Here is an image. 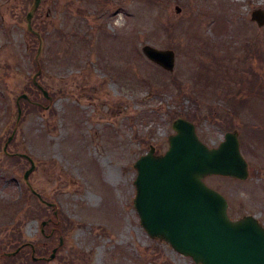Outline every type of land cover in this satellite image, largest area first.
Returning a JSON list of instances; mask_svg holds the SVG:
<instances>
[{
	"label": "rangeland",
	"instance_id": "obj_1",
	"mask_svg": "<svg viewBox=\"0 0 264 264\" xmlns=\"http://www.w3.org/2000/svg\"><path fill=\"white\" fill-rule=\"evenodd\" d=\"M32 3L0 0L1 264H196L150 237L133 206L134 162L168 148L177 117L209 147L238 131L248 178L204 181L231 218L264 224V25L251 19L264 0H40L38 55ZM145 44L172 50L173 69ZM38 69L50 98L32 82ZM16 153L33 159L29 184L53 206L31 192L30 162ZM10 240L24 244L14 262L2 255Z\"/></svg>",
	"mask_w": 264,
	"mask_h": 264
},
{
	"label": "water",
	"instance_id": "obj_2",
	"mask_svg": "<svg viewBox=\"0 0 264 264\" xmlns=\"http://www.w3.org/2000/svg\"><path fill=\"white\" fill-rule=\"evenodd\" d=\"M39 4L40 0H33L26 14L27 30L39 40L37 55L41 51L42 39L40 33L32 27V18ZM251 19L258 26H263L264 10L254 9ZM142 51L149 60L164 69H173L172 50L157 49L145 44ZM39 73L40 69L34 73L32 82L44 97L50 98L36 80ZM21 98L29 99L25 93L16 98L17 120L21 113ZM172 129L174 133L168 136V148L163 153L156 154L151 145L134 162L136 176L133 206L141 226L150 237L165 240L177 252L191 257L196 264H264V224L251 214L232 219L228 214L226 197L204 181L209 175L239 180L248 178V163L240 150L238 131L225 132L217 146L209 147L199 138L194 123L186 118L174 119ZM13 134L3 146L4 152H7ZM16 155L30 162L23 174L25 182L30 186L28 178L35 169V162L25 153ZM30 188L41 202L53 206ZM47 222H41L42 231ZM23 246L5 251L2 255L13 256ZM31 248L32 259L35 261L38 257L34 256L32 245ZM55 251L56 248L47 259L53 258Z\"/></svg>",
	"mask_w": 264,
	"mask_h": 264
},
{
	"label": "trees",
	"instance_id": "obj_3",
	"mask_svg": "<svg viewBox=\"0 0 264 264\" xmlns=\"http://www.w3.org/2000/svg\"><path fill=\"white\" fill-rule=\"evenodd\" d=\"M35 36V35H34ZM38 91V90H37ZM26 101V100H25ZM28 103H29V101H27ZM35 195V194H34ZM36 196V195H35ZM37 197V196H36ZM6 207H8V208H10L11 209V207L13 208L14 206H15V203H13V202H11V201H6ZM10 244H12V247L15 249V248H17L18 246H20V245H22V243L21 244H19V243H17V242H14V243H12L11 242V240H10ZM35 250H37L38 251V249H37V247H35ZM21 253H22V251L20 250L16 255H14V256H5V257H3L4 258V260L6 261V262H8V261H10V262H14V260L18 257V256H20L21 255ZM38 262H43V260H39Z\"/></svg>",
	"mask_w": 264,
	"mask_h": 264
}]
</instances>
